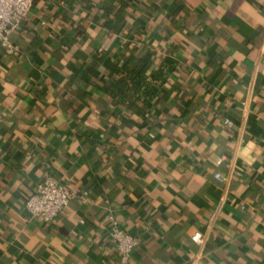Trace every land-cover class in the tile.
<instances>
[{
    "label": "crops",
    "instance_id": "0c3cea01",
    "mask_svg": "<svg viewBox=\"0 0 264 264\" xmlns=\"http://www.w3.org/2000/svg\"><path fill=\"white\" fill-rule=\"evenodd\" d=\"M120 2L36 0L0 47V264H119L110 213L130 264H191L196 232L199 264H264V0ZM47 177L87 202L29 220Z\"/></svg>",
    "mask_w": 264,
    "mask_h": 264
},
{
    "label": "built area",
    "instance_id": "2783aa9c",
    "mask_svg": "<svg viewBox=\"0 0 264 264\" xmlns=\"http://www.w3.org/2000/svg\"><path fill=\"white\" fill-rule=\"evenodd\" d=\"M34 2L35 0H0V47L11 55L19 53V49L13 44L11 37L21 29L33 8ZM247 104L248 102L244 103V107ZM225 124L230 127L233 126L230 120H226ZM224 159L222 158L219 163H222ZM215 178L220 183L227 184L229 181L219 173L215 174ZM74 199H80L86 203L88 193L68 190L55 178L47 177L37 185L35 192L26 200L25 211L29 220L51 224L57 220L62 211ZM108 221L109 237L116 246L119 264H130L132 254L139 245V238L127 233L113 213L109 214ZM191 240L200 247V251L191 264H199L207 238L200 232H196L191 236Z\"/></svg>",
    "mask_w": 264,
    "mask_h": 264
},
{
    "label": "trees",
    "instance_id": "16d2710c",
    "mask_svg": "<svg viewBox=\"0 0 264 264\" xmlns=\"http://www.w3.org/2000/svg\"><path fill=\"white\" fill-rule=\"evenodd\" d=\"M36 1V0H35ZM63 6H66L70 9H74L79 0H57ZM35 3V2H34ZM128 0H121L119 6L116 10L113 11L114 17L117 21L126 25V17H127V8ZM112 22L110 21L109 27L112 28ZM147 59L151 58L150 54L146 55ZM133 59H127L123 63L122 72L125 73L126 79L117 85H111V93L114 94L122 103H127L128 106H131L137 100L136 95L141 92L144 81L139 73L135 72V70L128 69L127 65L132 62Z\"/></svg>",
    "mask_w": 264,
    "mask_h": 264
}]
</instances>
